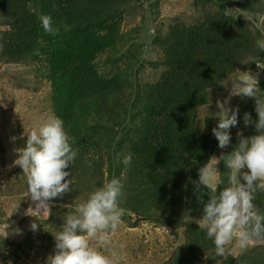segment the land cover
<instances>
[{
	"label": "trees",
	"instance_id": "obj_1",
	"mask_svg": "<svg viewBox=\"0 0 264 264\" xmlns=\"http://www.w3.org/2000/svg\"><path fill=\"white\" fill-rule=\"evenodd\" d=\"M159 3L0 0V110L3 103L43 110L46 100L78 149L67 169L66 179H74L72 191L49 201L48 218L38 213L23 217L21 240L0 234V264H45L54 254L52 232L59 230L63 216L113 178L122 184V222L130 228L148 223L164 231L126 246L131 261L120 264H264V244L221 257L206 232L189 222L202 217L210 198L195 183L199 167L214 155L230 153L239 143L238 133L258 134L255 97L243 95L228 114L238 109L228 146L220 148L204 126L212 125L217 114L212 99L229 95L231 82L228 88L220 83L229 74L245 76L264 63V52L255 46L264 38L259 22L264 0H190L194 13L174 16L170 23L160 18ZM41 15L52 17L55 35L44 33ZM248 57L257 63L239 60ZM255 79L264 94V73ZM245 113L251 114L253 124L245 126ZM20 120L16 147L22 150L27 135ZM5 152L0 132V226L12 223L34 203L24 197L27 183L21 167L1 171L8 165ZM129 153L133 161L125 165ZM218 175L226 183L223 160ZM254 203L264 212V193H256ZM33 222L39 226L35 232Z\"/></svg>",
	"mask_w": 264,
	"mask_h": 264
},
{
	"label": "clouds",
	"instance_id": "obj_2",
	"mask_svg": "<svg viewBox=\"0 0 264 264\" xmlns=\"http://www.w3.org/2000/svg\"><path fill=\"white\" fill-rule=\"evenodd\" d=\"M39 19L45 34L55 35L58 32L51 16L41 15ZM255 46L259 53L264 52V38L257 39ZM239 60L244 64L251 61L257 63L253 57ZM257 66L264 69V63H257ZM229 82V96L218 104L222 114H219V122L212 129L218 146L224 148L230 144L229 129L238 123V109L228 115V109L224 108L235 95L255 97L258 119L254 126L258 134L244 137L238 133L241 138L230 153L213 157L198 169L199 177L195 183L203 186L210 198L204 202L203 215L196 222L221 257L229 251L230 244L245 250L252 239L264 238V212L254 203L255 194L264 193V98H261L264 94L260 93L255 78L229 74L220 84L228 88ZM243 120L245 126L253 124L250 113H245ZM25 134L26 146L16 150L19 155L12 166L18 165L26 173L24 197H30L35 203L34 208L39 213L43 209L44 214L49 211V201L72 191L70 186L74 184V179H66L70 176L67 169L70 163H75L78 149L73 147L74 141L65 131L63 121L56 116H49L31 129L25 128ZM221 160L227 169L226 183L218 175L217 165ZM132 161L133 156L129 153L123 163L130 165ZM245 168L247 171L241 172ZM241 176L245 183H241ZM220 185L224 186L218 190ZM122 199V184L117 178L106 180L90 192L85 202L63 216L59 230L52 232L55 250L45 264H115L105 251L111 249L112 234L122 223ZM38 228L36 222L31 224L34 232Z\"/></svg>",
	"mask_w": 264,
	"mask_h": 264
},
{
	"label": "rangeland",
	"instance_id": "obj_3",
	"mask_svg": "<svg viewBox=\"0 0 264 264\" xmlns=\"http://www.w3.org/2000/svg\"><path fill=\"white\" fill-rule=\"evenodd\" d=\"M160 18L164 20L165 23H170L173 22L175 19H180L182 17L190 16L194 13V9L190 3V0H160ZM175 17V19L172 21L171 18ZM264 17L260 18L259 22L260 24L264 25ZM146 52L149 55V53H152V50L150 48V45L148 44V39L146 41ZM264 73L263 69L257 68L255 70L248 71L246 73V77L249 79L254 78H259L262 76ZM253 77H252V76ZM6 75L2 76V79L5 78ZM22 97V95H19ZM229 96V95H228ZM226 96V97H228ZM225 97V98H226ZM225 98H213L212 103L214 105V108L212 110L213 114H215V111H217V114H215L214 120L212 125L209 123L204 126V130L206 132H210L212 128L216 127V123L220 119L221 113V108L218 106L219 103H222ZM239 100V96L235 95L231 97L230 103H227L224 105L225 109H228V114H230V111L232 108L235 107V103ZM1 102V99H0ZM31 104L36 105L34 102H30ZM4 107L3 109L0 110V132L2 134L4 143L6 145V152H5V158L8 162V165H4L1 168L2 172H7V171H12L16 172L18 170V165L17 166H12L13 161L17 159L19 153L16 151L17 150V133H18V128H19V118H21V122L23 124L24 128H33L38 126L39 124L43 123L44 121L47 120L49 116H53L46 100H43L41 103L42 109L38 110H30L29 106L18 104V103H12V104H7L3 103ZM233 106V107H232ZM232 107V108H231ZM15 137V139H13ZM19 150V149H18ZM217 157V155L213 156ZM218 158V157H217ZM9 166V167H8ZM218 170H219V164L217 165ZM247 171V169H242L241 172ZM243 179V178H242ZM241 183H243L241 181ZM50 206V202H49ZM35 203H33L26 211L23 213L20 217L16 218L12 223L10 224H5L0 226V234L3 236L11 239V240H21L24 237L25 231H24V221H22L23 217L28 218L30 216H33L34 213H38V215H41L38 210L35 208ZM32 214V215H31ZM28 215V217H26ZM123 216H125L123 214ZM43 218V217H42ZM27 220V219H26ZM189 222L192 224H195L199 226V224L194 220L190 219ZM142 226L140 227H135V228H130L127 227V225L122 222L119 229L112 234V247L110 250L105 251V254L108 255L109 257L115 256L116 259L114 260L115 264H120V260L124 261H131V256H130V251L127 249L126 246L130 245H135L137 246L139 242H141V237L145 236L146 241H150L154 239L155 234H163L164 231L157 228L153 229L150 224L148 223H142ZM160 235V236H161ZM93 244L95 242L93 241ZM264 244V238L261 241H256L254 239L251 240L250 245L247 249L241 250L237 247L234 246V244H230L228 246L229 251L232 252L230 255H234L236 252L239 251H247L251 247L254 246H261ZM161 243L158 244H151V247L157 246L160 248ZM120 253V255L118 253ZM118 256V257H117ZM219 262H221V259H219Z\"/></svg>",
	"mask_w": 264,
	"mask_h": 264
},
{
	"label": "water",
	"instance_id": "obj_4",
	"mask_svg": "<svg viewBox=\"0 0 264 264\" xmlns=\"http://www.w3.org/2000/svg\"><path fill=\"white\" fill-rule=\"evenodd\" d=\"M50 208H51V205L49 206V211L44 213L43 214V209H41L40 213L42 215L43 218H48L49 217V214H50ZM37 210V209H36Z\"/></svg>",
	"mask_w": 264,
	"mask_h": 264
}]
</instances>
